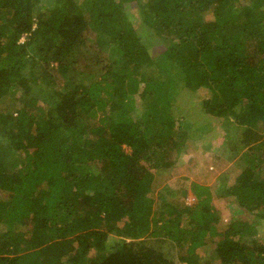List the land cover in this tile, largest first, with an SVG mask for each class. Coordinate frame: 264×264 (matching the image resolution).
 <instances>
[{"label": "trees", "instance_id": "1", "mask_svg": "<svg viewBox=\"0 0 264 264\" xmlns=\"http://www.w3.org/2000/svg\"><path fill=\"white\" fill-rule=\"evenodd\" d=\"M263 172L264 0H0V264H264Z\"/></svg>", "mask_w": 264, "mask_h": 264}, {"label": "rangeland", "instance_id": "2", "mask_svg": "<svg viewBox=\"0 0 264 264\" xmlns=\"http://www.w3.org/2000/svg\"><path fill=\"white\" fill-rule=\"evenodd\" d=\"M128 16H131V19H133L135 21V23L137 22V20L139 19V11L136 8H132L131 10L128 11ZM109 33H107V31H104L103 29L99 30V34H98V38L95 37V35H91L89 34V38H88V47L90 48H95L99 51H101L102 53L104 52V55L106 53H108V47H107V39L109 38ZM96 41H100L98 43V46H95L94 43ZM90 45V46H89ZM103 47H107L105 49H103ZM90 50V49H89ZM76 51V50H75ZM92 52H96V50L92 49L90 50L89 53ZM100 52V54H101ZM73 56L76 59V56H78V52H73ZM88 56V55H87ZM57 63L56 62H52V66H56ZM89 78H87L86 80H88ZM21 91H18V94H20ZM201 93L204 94L203 91H201ZM180 99H179V104L182 106H186V112H187V116L188 117H193L195 114V111L192 110L190 108V105H188L189 101L188 99L194 100L195 102H197L199 98L198 95H195L193 93H183L180 92ZM200 101V100H199ZM181 113V111H180ZM184 113V111H183ZM203 121H209L211 126H214L213 131L208 135V138H211L214 136L215 132H220L221 131V124L222 122L215 116H207V118L199 120V123H203ZM199 138H196L195 141H191L190 142L193 144V146H191L189 149L186 150V154L185 151L183 152V154L178 157V160L180 162L179 166L176 167L175 166V173H174V178H176V182H172L169 183L170 184V188H172L173 190H180L181 189H186L187 190V203H194L195 202V197L193 198V194L191 192H189V188H190V183L191 182H199V183H203V184H207L209 186H211L212 188V192H214L215 198L213 199V204L215 205L216 209L218 210V212L221 211L220 214V221L219 224L221 225H225L228 221H229V217L231 216V211L229 210V208L227 207L229 205V203L225 200V199H221L220 196L218 195L219 193L221 194L220 191L216 190L217 187H219V185L222 184V178L219 177L222 176L224 178H226V180H230L232 178H234V172H230V170H228V166H230V162H226L224 160L225 156L224 153L219 150L218 152H215L216 155L213 154H209L208 152H205L203 154V156L201 157V159L199 158L198 163H193V154L195 153V151H197V148L199 147L200 149V144H198L197 147V143H193L198 141ZM203 140V136L202 139H200V141ZM225 150V147H224ZM206 155H208V157H206ZM239 160V159H237ZM195 164V165H193ZM197 164H201L203 167V169L205 171H202L199 167H197ZM186 166H189L188 168H186ZM203 172V173H202ZM187 177V178H186ZM219 177V178H218ZM262 178L264 179V172L262 174ZM221 183V184H219ZM180 184V186L178 185ZM219 192V193H218ZM178 197H176V199L179 200H183L182 198H180L179 196H182L181 194H177ZM231 208V207H230ZM237 209L236 206L232 207V210ZM258 222V219L256 217V219H254V221ZM253 221V222H254ZM256 229L257 232L255 234L256 239H264V221H260L259 223L256 224ZM163 250H170L169 247H166L165 244H163L162 246ZM203 250V249H202ZM198 254V253H197ZM184 264V263H182ZM212 264H216V263H212Z\"/></svg>", "mask_w": 264, "mask_h": 264}, {"label": "clouds", "instance_id": "3", "mask_svg": "<svg viewBox=\"0 0 264 264\" xmlns=\"http://www.w3.org/2000/svg\"><path fill=\"white\" fill-rule=\"evenodd\" d=\"M21 41H24V36L21 38Z\"/></svg>", "mask_w": 264, "mask_h": 264}]
</instances>
